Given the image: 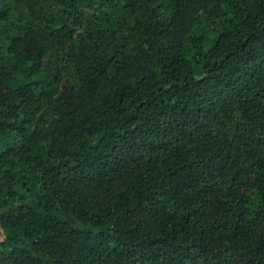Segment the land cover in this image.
<instances>
[{"label":"trees","instance_id":"1","mask_svg":"<svg viewBox=\"0 0 264 264\" xmlns=\"http://www.w3.org/2000/svg\"><path fill=\"white\" fill-rule=\"evenodd\" d=\"M0 264H264V0H0Z\"/></svg>","mask_w":264,"mask_h":264}]
</instances>
